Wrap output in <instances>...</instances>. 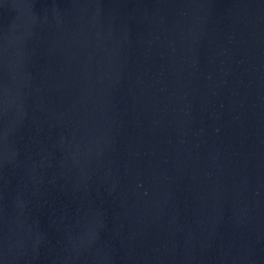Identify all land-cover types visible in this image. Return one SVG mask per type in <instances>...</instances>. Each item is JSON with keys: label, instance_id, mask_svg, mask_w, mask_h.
Returning a JSON list of instances; mask_svg holds the SVG:
<instances>
[{"label": "water", "instance_id": "obj_1", "mask_svg": "<svg viewBox=\"0 0 264 264\" xmlns=\"http://www.w3.org/2000/svg\"><path fill=\"white\" fill-rule=\"evenodd\" d=\"M0 264H264V0H0Z\"/></svg>", "mask_w": 264, "mask_h": 264}]
</instances>
